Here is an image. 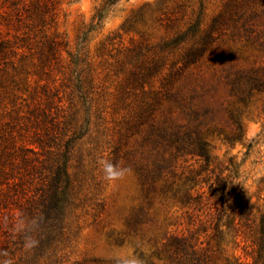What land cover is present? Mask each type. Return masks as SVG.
I'll return each instance as SVG.
<instances>
[{"label": "trees", "instance_id": "16d2710c", "mask_svg": "<svg viewBox=\"0 0 264 264\" xmlns=\"http://www.w3.org/2000/svg\"><path fill=\"white\" fill-rule=\"evenodd\" d=\"M118 1L103 0L94 13L97 24ZM59 2L0 0V84L13 78L7 67L27 72L23 60L29 54L39 58L40 71L56 54L58 44L45 32L55 24ZM199 30L198 16L185 33L165 43L175 46L188 33L192 36L183 62L190 73L170 72L163 89L141 100L130 122L134 144L122 159L135 169L143 198L125 218L115 242L133 243L140 264H264V199L253 201L233 182L239 173L232 157L225 174L210 167L213 141L241 143L242 108L264 94V0L231 1L197 39ZM220 38L229 43L219 44ZM16 55L21 65L9 59ZM70 58L71 74L77 73L68 104L37 102L24 122L25 134L17 138L9 130L0 132V231L6 234L0 239V264L7 259L14 264H68L64 250L83 179L71 171L73 150L91 123L102 119L101 108L94 109L89 97L90 80L78 72L81 57ZM157 68L155 63L134 71L130 80L143 87ZM11 83L19 84L16 79ZM77 157L83 164V156ZM156 198L159 208L165 202L179 206L190 216V226L148 235ZM21 215L29 223L38 221L28 234L39 243L27 252L23 234L14 232ZM227 238L249 260L227 254Z\"/></svg>", "mask_w": 264, "mask_h": 264}, {"label": "rangeland", "instance_id": "374dc122", "mask_svg": "<svg viewBox=\"0 0 264 264\" xmlns=\"http://www.w3.org/2000/svg\"><path fill=\"white\" fill-rule=\"evenodd\" d=\"M231 1L234 2L119 0L97 24L93 17L103 0H60L55 24L45 32L55 38L58 44L56 54L42 71L38 69L37 55L30 54L23 60L26 73H17L7 67L13 78H5L0 84V132L9 130L17 138L25 134L26 117L37 102L51 100L53 105L68 104L72 80L75 81L77 73L71 74L70 54L81 57L78 72L90 80L89 97L93 108L102 111V119L91 123L90 132L73 150L71 171L83 179L79 206L74 211L64 250L68 264H108L125 257L138 260L133 243L126 241L119 245L115 242L116 236L124 229L125 218L143 198L135 169L122 159L124 151L134 144L130 122L141 100L149 98L153 91L162 90L164 78L170 72L183 69V76L190 73V66L183 68V62L190 53L192 36L188 33L184 41L175 46L164 47L165 43L185 33L198 16L200 30L195 37L204 36L212 20L224 12ZM225 40L220 38L218 43L223 44ZM227 43L226 40L224 46ZM9 59L14 60L15 65L22 64L17 61L18 55ZM155 63L158 68L143 87L131 82L132 72L152 67ZM12 79L19 84L15 86ZM242 109L243 141L230 146L219 139L214 140L210 148V167L218 166L225 174L223 168H230L229 158L232 157L239 173L233 182L253 201L263 202L264 94L250 98ZM3 143L0 135V150ZM77 153L83 156V164L79 165ZM101 159L121 164L130 171L113 186L102 179L98 163ZM185 160V164L190 165L192 160L189 157ZM230 187L228 185L227 189ZM159 207L156 198L150 209L154 219L147 227L148 235L190 226V216L179 206L165 202L162 208ZM14 211L18 213L16 208ZM5 236L0 231V239ZM227 240V254L249 260L240 247L236 248L229 238Z\"/></svg>", "mask_w": 264, "mask_h": 264}, {"label": "clouds", "instance_id": "9594fccd", "mask_svg": "<svg viewBox=\"0 0 264 264\" xmlns=\"http://www.w3.org/2000/svg\"><path fill=\"white\" fill-rule=\"evenodd\" d=\"M99 166L102 173V179L105 182L111 183L113 186L120 180H122L126 174L130 171L127 167H124L121 164L113 163L108 159L99 160ZM38 224L36 219H33L30 223L25 221L23 216H18L17 221L14 226V232L17 234H23V249L27 252L35 248L39 241L33 238L28 232L31 228H34ZM31 225V227H30ZM3 264H14L11 259H7ZM121 264H140L138 260L123 258Z\"/></svg>", "mask_w": 264, "mask_h": 264}]
</instances>
